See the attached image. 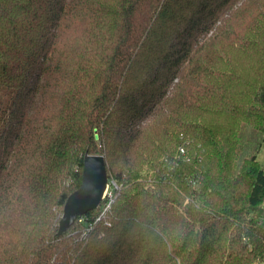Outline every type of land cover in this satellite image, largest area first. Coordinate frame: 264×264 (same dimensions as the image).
I'll list each match as a JSON object with an SVG mask.
<instances>
[{
	"label": "trees",
	"instance_id": "1",
	"mask_svg": "<svg viewBox=\"0 0 264 264\" xmlns=\"http://www.w3.org/2000/svg\"><path fill=\"white\" fill-rule=\"evenodd\" d=\"M263 142L264 0H0V264H264Z\"/></svg>",
	"mask_w": 264,
	"mask_h": 264
},
{
	"label": "water",
	"instance_id": "2",
	"mask_svg": "<svg viewBox=\"0 0 264 264\" xmlns=\"http://www.w3.org/2000/svg\"><path fill=\"white\" fill-rule=\"evenodd\" d=\"M107 180L103 156L100 154L85 155L82 161L80 184L66 198L58 222L57 236L70 228L77 217L98 207Z\"/></svg>",
	"mask_w": 264,
	"mask_h": 264
},
{
	"label": "built area",
	"instance_id": "3",
	"mask_svg": "<svg viewBox=\"0 0 264 264\" xmlns=\"http://www.w3.org/2000/svg\"><path fill=\"white\" fill-rule=\"evenodd\" d=\"M179 151L183 154L185 151L183 148H179ZM118 185L116 182L112 179L107 180V185L105 187V190L103 192V195L101 197V202L99 203V215L96 217V220H98L101 216H103L110 208V205L115 197V192L118 190ZM83 216V215H82ZM82 216H79L76 218L77 221H82L84 218Z\"/></svg>",
	"mask_w": 264,
	"mask_h": 264
},
{
	"label": "rangeland",
	"instance_id": "4",
	"mask_svg": "<svg viewBox=\"0 0 264 264\" xmlns=\"http://www.w3.org/2000/svg\"><path fill=\"white\" fill-rule=\"evenodd\" d=\"M258 160L260 163L264 164V142H263L262 148L258 154Z\"/></svg>",
	"mask_w": 264,
	"mask_h": 264
}]
</instances>
